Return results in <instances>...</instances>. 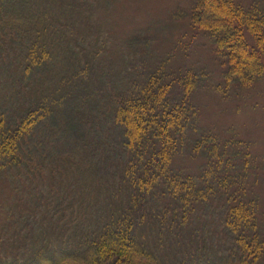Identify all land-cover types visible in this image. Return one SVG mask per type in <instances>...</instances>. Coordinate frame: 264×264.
<instances>
[{"label":"trees","instance_id":"1","mask_svg":"<svg viewBox=\"0 0 264 264\" xmlns=\"http://www.w3.org/2000/svg\"><path fill=\"white\" fill-rule=\"evenodd\" d=\"M101 2L0 0V191L13 198L0 264H255L251 171L232 172L236 153L214 175L232 143L196 124L205 74L150 67L153 44L139 61L144 44L105 28ZM190 21L215 45L219 86L264 80V0H198Z\"/></svg>","mask_w":264,"mask_h":264},{"label":"rangeland","instance_id":"2","mask_svg":"<svg viewBox=\"0 0 264 264\" xmlns=\"http://www.w3.org/2000/svg\"><path fill=\"white\" fill-rule=\"evenodd\" d=\"M197 1L118 0L116 3V0H113L112 5L110 1L107 4L105 3L107 0L105 2L102 0L101 6L105 7V10L101 11V17L106 19L104 27L110 28L113 35L116 34L120 40L131 42L134 38L140 41L137 44H144L143 52L138 51L135 54L139 61L144 63L150 58L145 55L147 54L145 50L147 44H149L148 47L153 44L150 67L154 68L156 64H153L159 61L166 62L172 70L194 67L189 70L197 69L199 74H205L193 98L197 111L196 124L208 135L216 136L222 143H234V145L231 144L229 155L223 157L221 162L223 168L218 169L216 166L213 174L223 173L226 170V164L233 161L236 153L238 154L237 163H231L235 164L236 169L237 166L247 165L248 173L251 171V181L249 183L244 181L243 191L249 195L253 189L252 186L255 187L261 215L259 228L264 232V80L245 89L234 86L228 89L219 86L220 81L216 80L221 79L225 70L220 68L222 66L217 61L215 45L207 37V31L199 30L190 21V14ZM235 1L244 7H249L255 2V0ZM103 3L105 5H102ZM133 46L136 45L133 43ZM4 86L5 82H3V88ZM4 102L3 99L0 106H3ZM207 147L210 148V146ZM187 156L182 157L186 163L183 169L187 173L193 172L196 176L203 173L206 161L202 162L197 157L191 161ZM201 156L200 154L199 157ZM217 159L219 157L215 160ZM211 170L215 169L212 167ZM232 172L240 174L238 169ZM10 194L4 197L0 191V202L2 198L6 201L13 199L12 196L8 197ZM1 210L0 208V214ZM213 220L216 221V218ZM2 221L3 218H0V226ZM1 230L2 228H0V234L3 232ZM212 237L214 239V234ZM0 238V256L2 257L7 253L6 245L9 242L3 233ZM221 251L225 253L226 249ZM217 257L211 258V261L217 262L220 258L222 260L223 256L219 254ZM6 262L9 260L6 259ZM255 264H264V254Z\"/></svg>","mask_w":264,"mask_h":264}]
</instances>
